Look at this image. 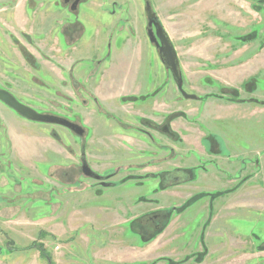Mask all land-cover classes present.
Here are the masks:
<instances>
[{
	"label": "rangeland",
	"instance_id": "1",
	"mask_svg": "<svg viewBox=\"0 0 264 264\" xmlns=\"http://www.w3.org/2000/svg\"><path fill=\"white\" fill-rule=\"evenodd\" d=\"M146 2L199 100L151 43ZM0 88L84 127L89 166L117 172L86 179L80 138L0 101V246L24 249L0 264H47L33 242L54 264H264V0H84L74 15L0 0Z\"/></svg>",
	"mask_w": 264,
	"mask_h": 264
},
{
	"label": "water",
	"instance_id": "2",
	"mask_svg": "<svg viewBox=\"0 0 264 264\" xmlns=\"http://www.w3.org/2000/svg\"><path fill=\"white\" fill-rule=\"evenodd\" d=\"M145 12L148 22V36L156 48L158 49L160 59L162 60L165 67L171 72L174 81L176 82L178 89L182 96L185 99L199 100V97L193 94H188L183 89V78L180 70V61L177 54V51L171 42L168 34L161 22L158 21L157 15L152 9V6L149 2H146ZM0 101L3 102L6 106L11 108L15 113L25 118L26 120L49 124L57 125L70 130H74L75 127L79 128L75 123L70 120L51 114L39 113L33 108L19 102L15 96H13L9 91L0 88ZM169 128V127H168ZM175 134L173 135V137ZM84 156V154H83ZM83 173L95 180L102 181L105 178L100 174H97L83 161ZM104 187H111L113 184L102 183Z\"/></svg>",
	"mask_w": 264,
	"mask_h": 264
},
{
	"label": "flooded vegetation",
	"instance_id": "3",
	"mask_svg": "<svg viewBox=\"0 0 264 264\" xmlns=\"http://www.w3.org/2000/svg\"><path fill=\"white\" fill-rule=\"evenodd\" d=\"M63 1H64V4L69 7V10H70V12H71L72 15H74L75 13H78L79 6L81 5L82 2H84V0H63ZM67 29L69 31V34L74 35L75 32H76V28L74 26H69V27H67ZM107 48L108 49L111 48V50H112V45H110V44L107 45L105 47V49H107ZM101 64H102V58L101 59L94 60V63L92 64L94 71L91 72L94 76L98 74V72H99V66ZM73 77H74V69L71 70V74H70L69 79L72 80ZM89 78H92V77H89ZM71 122H73V121H71ZM73 123H75V122H73ZM75 124L79 128H76L75 127L74 130L73 129L72 130L68 129V130L70 132H72L74 134V136H76L77 138H80L82 140V145H81V168H80L81 169V172H82V176L85 177L86 179H92V178L86 176L83 173V167H82L83 161L86 162L87 165L89 166V164L87 162V158H86V140L88 138V135H87V132H86V130H85L84 127H82L81 125H79L77 123H75ZM145 124H146V126H148L149 128H151L152 130H154L156 132H160L163 135H165V136H167V137H169V138H171L173 140H176V138H177V135L176 134L173 137L174 132L170 129L169 124H167L165 122H163L162 124H153L151 122H146L145 121ZM125 128H128L129 129V126L128 125H125ZM139 131L141 133L149 136V134H148L147 131L141 130V129ZM83 154H84V156H83ZM90 169L93 170L91 167H90ZM93 171L96 172L95 170H93ZM96 173L99 174L98 172H96ZM116 173L117 172L110 173V174H107L106 176H103V175L100 174L101 176H103L105 178L102 181H98V180H95V179H92V180H95V181L99 182L102 187H104L102 185V183L113 184L112 186H114L115 183H112L111 182V179L115 176ZM179 177L180 176H172L171 180H174V179L180 180L181 178H179ZM165 181H166V178H165ZM167 218H168V215L167 214H157V215H155V216H153V217L150 218V221H149L148 225L149 226L151 225L154 228V231H157L158 229H160L162 227V225L164 224V222L166 221Z\"/></svg>",
	"mask_w": 264,
	"mask_h": 264
},
{
	"label": "trees",
	"instance_id": "4",
	"mask_svg": "<svg viewBox=\"0 0 264 264\" xmlns=\"http://www.w3.org/2000/svg\"><path fill=\"white\" fill-rule=\"evenodd\" d=\"M176 115L177 116H184L182 113L181 114H176ZM230 191L231 190H229L227 192H230ZM234 191H235V189H234ZM232 193H233V191H232ZM216 195H219V194H216ZM211 196L213 197V195H211ZM167 224H168V222L165 221L164 225H162V227L160 229L155 231L154 234L152 235V237L148 238V239L154 240L158 235H160L163 232L164 228L167 227ZM44 235H46L44 232H42L40 234L41 237H43ZM145 241L147 242L148 240L146 239ZM13 245H14L13 242H9V244H7L6 248H3L2 246H0V256L6 254V252L9 254V253H14L16 251L24 250V249H20V248H18L16 246H13ZM26 249H36L39 252L41 258H43L44 260L47 261V264H54L51 255L48 253V251L46 250V248H45V246L43 244L37 243V242H33V244L30 245L29 247H27ZM167 262L171 263L170 260H167Z\"/></svg>",
	"mask_w": 264,
	"mask_h": 264
}]
</instances>
